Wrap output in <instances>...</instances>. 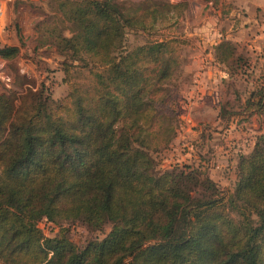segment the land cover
<instances>
[{"label": "trees", "instance_id": "1", "mask_svg": "<svg viewBox=\"0 0 264 264\" xmlns=\"http://www.w3.org/2000/svg\"><path fill=\"white\" fill-rule=\"evenodd\" d=\"M48 6L56 17L36 25L41 45L89 68L94 81L72 84L59 102L44 87L19 108L0 94V264H264V134L238 156L229 190L190 166L158 170L145 139L168 145L175 133L157 108L174 72L175 41L128 50L127 34L151 32L186 3ZM237 49L225 41L214 51L231 76L247 66ZM19 52L0 47L4 60ZM63 66L67 75L76 67ZM237 102L242 123L263 120L264 83ZM225 112L222 119L233 116ZM44 219L59 226L55 238L38 227ZM66 222L111 229L80 249Z\"/></svg>", "mask_w": 264, "mask_h": 264}, {"label": "rangeland", "instance_id": "2", "mask_svg": "<svg viewBox=\"0 0 264 264\" xmlns=\"http://www.w3.org/2000/svg\"><path fill=\"white\" fill-rule=\"evenodd\" d=\"M118 1L141 3L144 0ZM155 1L170 2L172 4L186 3L187 7L181 16H174L170 22L157 25L151 32L130 31L127 34L128 50L154 42L161 37H168L170 40L175 41L173 43L176 60L174 72L165 86L163 98L159 99L157 104L159 114L172 119L171 126L174 127L175 133L168 145L163 141V137L145 138L149 143L150 153L156 161L157 169L160 171H171L172 169H183L190 166L192 169L205 172L221 188L227 190L234 188L233 181L236 179L235 161H233L234 165H228V161L226 162L223 159L219 161L218 158L221 155L226 158L227 155L233 154L236 156V154L230 150V153L227 151V154H224V151L219 152L220 155L217 153V149L218 146H224L222 144L225 136L227 137L233 131L232 128L230 130V126H233L232 123H237L239 129H244L245 126L241 122V118L238 117L233 120L229 118V121L226 122L227 116L224 119L219 117L222 122L217 125L218 120L212 118L214 117L212 116V109L206 108L198 111L191 105L195 102L194 99L191 101L190 99L197 91L195 90L193 93L191 90L193 89V83L203 79L208 64L207 52L211 49V42L220 33L223 34V32L226 33L230 30L234 33L240 30H244V33L247 31H264V6L255 10L252 5L253 0ZM12 8H14L15 16L10 25L6 24L4 26L2 31L3 40L8 45L11 43L8 47H14L12 45L16 43L20 52L12 60L0 59V94L11 97L16 108H19L44 87L48 89L52 99L59 102L69 94L72 84L85 86L92 84L94 77L89 68H79L81 63L67 59L51 43L41 45L43 40L37 33L36 25L48 17L53 22V17H56L51 14L48 0H18ZM30 30L32 31L28 32ZM210 33H212V41L209 37ZM64 35L69 36L70 34L68 31H64ZM263 42L264 40L261 43ZM0 47H3V44L0 43ZM64 63L76 65V67L68 69L69 75L65 72L67 67L63 66ZM245 72L243 73L245 74ZM247 72L250 74L246 73L245 75L250 80L256 78L259 84L260 79L264 80V75L260 72L255 73L254 71H248V69ZM246 87H241L240 83H231L230 86L226 87L227 89L222 96L225 97V102L228 103L223 107L227 113H238L240 109L237 99L243 101L242 99L247 98L246 93L249 92V88ZM250 124L253 125L254 129L262 131L256 137L264 134V119H252ZM212 128L214 130H211ZM226 128H229L230 131L224 133ZM202 133L205 135L204 140L201 139ZM216 134L225 136L219 138V135ZM249 152L250 150L245 149V152H238L237 156ZM63 225L64 228L69 230L71 241L80 249H83L93 240L103 239L111 229L107 225L103 231H93L80 222H66ZM38 227L49 238H55L60 232L58 225L48 222L46 219L40 221Z\"/></svg>", "mask_w": 264, "mask_h": 264}, {"label": "crops", "instance_id": "3", "mask_svg": "<svg viewBox=\"0 0 264 264\" xmlns=\"http://www.w3.org/2000/svg\"><path fill=\"white\" fill-rule=\"evenodd\" d=\"M17 1L18 0H0V2H2L5 7L4 15L0 19V43L3 44V47L10 46L11 44L9 43L8 45L7 43H5V41L3 40L4 38H3L2 31L6 24L10 25L12 22L15 16V11H14V8L12 7H13V4ZM252 5L255 10L261 9L264 6V0H253ZM31 31L32 30L28 32H31ZM243 31L244 30H240L239 32H236V33L232 32L231 30L226 33L223 32V34L220 33L218 37L213 41H212L213 38L211 35L213 32L210 33L209 37H211L212 42H211V49L207 52L208 53V64L206 65L207 70L206 72H204L205 74L203 75V79L201 81H196L195 83H193L194 84L192 87L193 89L191 90L193 91V93L195 92V90H197L196 94L192 96L190 99V101L194 99V102H195V103H192L191 105L194 106V108L198 111L204 110L206 108L212 109L213 111L212 116H214L212 118H215L216 120H218L217 125L219 124V122H222L221 118H219L221 109L225 107V105L228 104L225 102V97L222 96V94L227 89L226 87H228V85L230 86L231 83L232 84L240 83L241 87L245 86V88H247L246 86H248L249 88L248 90L250 92V90H253L259 85V81L256 78L250 80L249 77L245 75L243 72H245L246 70L245 73L250 74L249 72H247V69H248V71H254L255 73L260 72L262 75H264V42L261 43L262 40H264V31H256V32L247 31L246 33H244L245 31L244 32ZM215 36H216V33H215ZM207 40L210 42L209 39ZM225 41L232 42L238 47L237 52L238 54L244 56V59H245L244 62L247 65L243 67L241 66L244 70H242L241 68L238 71L239 73L234 76H231L228 73L227 68L223 64H220L215 58V52H214L215 47ZM13 44L14 45L12 46L18 47L16 43H13ZM0 59L4 60L1 57ZM260 81H261L260 84L264 82V80L262 81L261 79ZM249 92H247L246 95H248ZM239 97L242 98L240 95ZM242 100H243L242 102H245L246 99L244 98ZM239 109L240 110L238 111V113H234L233 116L228 117L226 122L229 121V118L230 120L231 119L233 120L236 117L240 118L239 115H240L241 108ZM255 118L259 119L257 115H254L248 122L243 123V125L245 126L244 129H239L237 123H236L237 125L232 123L233 126L234 125L235 126L234 127L230 126V130L232 128L233 131L230 132L227 137L225 135L216 134V135H219V138H224L225 136L223 144H222L224 146H218L217 153L224 151L223 153L227 154V151L228 153H230V150H231L237 156L238 152L239 153L241 151L245 152V149L251 151L255 145L257 134L259 135L262 133L261 130L256 129V128L254 129L253 125L250 124L252 119H255ZM253 121L256 122L255 120ZM211 130H214V129L212 128ZM230 130L229 128H226L224 129V133H227ZM201 139L202 140L205 139V135L203 133L201 134ZM219 154H218V157L221 155ZM243 154L247 155V153H243ZM222 156L223 155L220 156L221 158L220 157L218 158L219 161H221L222 159L225 160L226 162L228 161V165L229 164L234 165L233 161H237V158H238V156L236 157L233 154L227 155L226 158Z\"/></svg>", "mask_w": 264, "mask_h": 264}, {"label": "built area", "instance_id": "4", "mask_svg": "<svg viewBox=\"0 0 264 264\" xmlns=\"http://www.w3.org/2000/svg\"><path fill=\"white\" fill-rule=\"evenodd\" d=\"M5 11L4 4L0 2V19L3 17Z\"/></svg>", "mask_w": 264, "mask_h": 264}]
</instances>
